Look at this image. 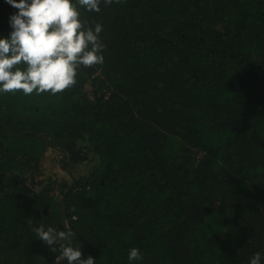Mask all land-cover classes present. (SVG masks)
I'll list each match as a JSON object with an SVG mask.
<instances>
[{"label":"trees","instance_id":"16d2710c","mask_svg":"<svg viewBox=\"0 0 264 264\" xmlns=\"http://www.w3.org/2000/svg\"><path fill=\"white\" fill-rule=\"evenodd\" d=\"M13 11L0 0V35ZM81 11L103 26V63L56 94H0V264H55L63 241L34 228L64 229L62 206L96 264H129L133 246V264L264 253V0Z\"/></svg>","mask_w":264,"mask_h":264},{"label":"clouds","instance_id":"9594fccd","mask_svg":"<svg viewBox=\"0 0 264 264\" xmlns=\"http://www.w3.org/2000/svg\"><path fill=\"white\" fill-rule=\"evenodd\" d=\"M9 13V31L0 35V94H56L76 83L81 67L102 64L105 45L102 24L89 22L82 11L100 12L111 0H3ZM38 240L51 249L58 241L55 264H96L92 255L82 257L81 245L67 229L35 227ZM139 248L127 252L129 264L142 261ZM247 264H264V253L254 252Z\"/></svg>","mask_w":264,"mask_h":264},{"label":"rangeland","instance_id":"374dc122","mask_svg":"<svg viewBox=\"0 0 264 264\" xmlns=\"http://www.w3.org/2000/svg\"><path fill=\"white\" fill-rule=\"evenodd\" d=\"M47 154H48L47 161H48L50 170L53 172H56L58 178H63V179L68 178L67 174L65 172H60L57 167L59 160H61L62 158L50 151H48ZM87 166L88 164H84V165L75 167L71 171V175H77V174L83 173L87 169Z\"/></svg>","mask_w":264,"mask_h":264},{"label":"water","instance_id":"95a60500","mask_svg":"<svg viewBox=\"0 0 264 264\" xmlns=\"http://www.w3.org/2000/svg\"><path fill=\"white\" fill-rule=\"evenodd\" d=\"M62 225L64 229H67L64 206H62Z\"/></svg>","mask_w":264,"mask_h":264}]
</instances>
